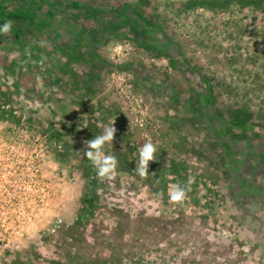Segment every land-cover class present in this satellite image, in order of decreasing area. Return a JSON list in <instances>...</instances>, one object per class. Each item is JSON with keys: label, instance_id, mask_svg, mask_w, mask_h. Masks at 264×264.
I'll use <instances>...</instances> for the list:
<instances>
[{"label": "rangeland", "instance_id": "rangeland-1", "mask_svg": "<svg viewBox=\"0 0 264 264\" xmlns=\"http://www.w3.org/2000/svg\"><path fill=\"white\" fill-rule=\"evenodd\" d=\"M6 20L0 161L14 159L17 177L30 161L47 189L32 183L30 211L21 197L0 212V264H264V0H0ZM118 43L131 53L117 59ZM157 49L173 54L171 73L151 62ZM62 64L65 80L80 75L79 94L84 73L97 77L88 106L52 86L46 67ZM234 115L246 123L228 131ZM114 121L106 154L125 169L90 175L89 213L84 141ZM148 140L158 160L141 178ZM175 184L190 189L183 204L169 200Z\"/></svg>", "mask_w": 264, "mask_h": 264}, {"label": "clouds", "instance_id": "clouds-1", "mask_svg": "<svg viewBox=\"0 0 264 264\" xmlns=\"http://www.w3.org/2000/svg\"><path fill=\"white\" fill-rule=\"evenodd\" d=\"M13 21L6 20L0 26V35L11 36ZM122 50V46H117ZM115 121L104 128L103 134L95 136L92 139L84 141V155L90 161L95 169L98 178L101 181H113L117 176L118 159L111 154H106V144H113L117 129L114 127ZM157 146L148 140L139 150V159L136 162L135 171L141 178H147L149 175L150 162H156ZM154 174V173H153ZM191 183V181H189ZM190 189L181 187L179 184L172 185L169 190V200L174 204H183L187 198Z\"/></svg>", "mask_w": 264, "mask_h": 264}, {"label": "built area", "instance_id": "built-area-1", "mask_svg": "<svg viewBox=\"0 0 264 264\" xmlns=\"http://www.w3.org/2000/svg\"><path fill=\"white\" fill-rule=\"evenodd\" d=\"M117 46H122V50H118ZM130 49L132 48L129 44L118 43L114 46L112 53L115 57H117V59H119L121 57L129 55L131 53ZM151 62L159 69L162 68L168 73L172 72L170 60L165 56H155L151 58ZM127 99L130 98L127 96ZM130 109L140 127L150 124V121L148 120L149 116H147L146 110L137 103V100H132ZM0 163H3L7 166V168L4 167L3 170H0V197L7 199V207L3 208V210H0V212H14V209H11L9 207L11 205H14L16 198L19 199L21 197L24 200L26 199L24 202L25 208L23 209V212L30 211V199L34 196L31 190L32 183L38 185L39 190L41 191L47 189V182L43 177L42 172L35 166H33L34 172H32V165L30 161H27L25 163L24 169H20L19 176L17 177V170L15 169L17 162L14 159H8L2 162L0 161ZM17 180L19 182H22L21 186L17 185Z\"/></svg>", "mask_w": 264, "mask_h": 264}, {"label": "crops", "instance_id": "crops-1", "mask_svg": "<svg viewBox=\"0 0 264 264\" xmlns=\"http://www.w3.org/2000/svg\"><path fill=\"white\" fill-rule=\"evenodd\" d=\"M93 18L97 19L96 17H93ZM82 41H84V40H82ZM82 41H81V43H82ZM33 46L34 45L32 44L31 45V49L33 48ZM36 50H38V47L35 48L34 50H32V52H30V53H33L32 55H34L35 54L34 51H36ZM61 52L63 54H60V57L62 55L63 59L67 58V59L75 60V58H76V56H74L73 54H64L65 53L64 50H61ZM49 56L50 55L47 54V57H46L47 60L45 58L47 64H49V61H50L49 60L50 59ZM92 63L96 64V62H93V60H91V59L87 60V64L88 65H90ZM66 67H67V64H64L63 66H59V67L57 66L55 68L51 67V66L50 67H46L47 71L49 72V76H50V78H52V81H53V85L52 86H55V87L57 86V89H59L60 91H63V92H60L61 94H65V95L67 94L66 96H70L78 104H81L84 107L88 106L89 105V100L91 101L92 98H94L93 92H94L95 86L92 87L91 85L95 83V79L97 77L95 78V76H93V74H92L93 72L92 73L89 72L90 75H91L90 77H89L88 72H86V74L84 73V76L83 75H82L83 77L81 76V83H82V86H83L82 90L84 92L79 94V92L77 93L76 89L74 88V83L78 82L80 75L75 73L72 79H70V80L66 79L65 80L64 79V75L62 73H65V71H66L65 68ZM52 70H54L53 73L55 72L54 73L55 76L52 75ZM37 72H41L40 69H38ZM65 82H66V84H64ZM87 99H89V100H87Z\"/></svg>", "mask_w": 264, "mask_h": 264}, {"label": "trees", "instance_id": "trees-1", "mask_svg": "<svg viewBox=\"0 0 264 264\" xmlns=\"http://www.w3.org/2000/svg\"><path fill=\"white\" fill-rule=\"evenodd\" d=\"M93 17H97V16L93 15ZM152 54L155 55V56H165V57H167L169 59H170L169 56L173 55L172 53H170L166 49L153 50ZM203 83L205 84L206 82L203 81ZM205 89L207 90L208 94L211 95L210 86L205 85ZM209 100H211V99L209 98ZM0 105H1V101H0ZM208 107H209V111L214 113V108L212 107V105H209ZM96 113H98V112H96ZM17 122H18V120H17ZM245 123H246L245 118H243L242 115L241 116L234 115V116H232V119L230 121V127H228L227 129H228V131H235L236 129L242 128L245 125ZM216 136H218V135H216ZM54 139H56L55 135L52 136V140H54ZM84 162H85L84 167H83L84 168V172H85L84 175L87 178H89L90 175L91 176L92 175H97L95 169L92 167V165H91L90 161L87 159V157L85 158ZM150 163H152V162H150ZM124 169H125V167L118 166L117 171H122ZM87 183H88L87 184L88 185V195H87V197L85 199V210L90 213V210H92V207L94 206V203H95V199L97 197L96 193H95L96 180H94L93 178L90 177ZM63 230H66V229H63ZM5 253H7L8 257L11 256V254H9L8 252H5ZM9 261H10V264H23L20 260H17L16 257H14L13 259L10 258Z\"/></svg>", "mask_w": 264, "mask_h": 264}, {"label": "flooded vegetation", "instance_id": "flooded-vegetation-1", "mask_svg": "<svg viewBox=\"0 0 264 264\" xmlns=\"http://www.w3.org/2000/svg\"><path fill=\"white\" fill-rule=\"evenodd\" d=\"M226 144V143H225Z\"/></svg>", "mask_w": 264, "mask_h": 264}]
</instances>
